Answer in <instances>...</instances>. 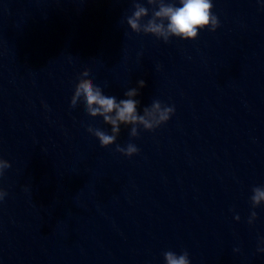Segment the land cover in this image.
<instances>
[{
	"label": "clouds",
	"instance_id": "clouds-1",
	"mask_svg": "<svg viewBox=\"0 0 264 264\" xmlns=\"http://www.w3.org/2000/svg\"><path fill=\"white\" fill-rule=\"evenodd\" d=\"M146 3L151 8L146 7L140 0H133L134 11L126 17V23L134 33L150 34L168 43L172 37L185 41L195 40L201 30L215 32L220 27L219 19L212 11L214 7L212 0H178L179 6L175 0L172 2L146 0ZM150 10L151 15H149ZM89 75L90 69L87 68L80 74L71 97L70 107L75 108L78 102L82 101L88 115L93 118L102 117L103 122L111 126L110 134L100 128L92 126L87 128V131L98 139L101 147L107 148L116 143L121 125L131 126L130 136L135 138L139 135V128L154 131L167 123L175 113L174 106L164 105L159 100H154L150 106L144 107L142 114L138 111L140 102L134 98L139 95V89L145 87V81L142 79L137 82L138 87L128 89L124 93L126 99L117 100L115 96L105 95L102 88L88 78ZM115 151L126 157H132L138 154L139 149L135 144L128 143L124 147L117 144ZM10 167L9 161L0 158V177ZM7 195V191L0 188V202ZM250 202L253 209L264 204V186L252 188ZM256 218L257 213L253 210L248 223L252 224ZM235 219L239 220L240 217L237 215ZM261 245H264V238L257 247L258 252L264 253V246ZM163 256L165 264H191L187 251L179 255L173 251H166Z\"/></svg>",
	"mask_w": 264,
	"mask_h": 264
}]
</instances>
